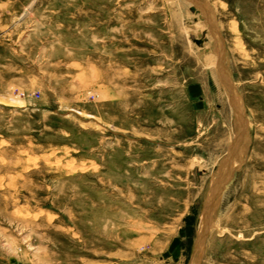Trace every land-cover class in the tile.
<instances>
[{
  "label": "rangeland",
  "instance_id": "1",
  "mask_svg": "<svg viewBox=\"0 0 264 264\" xmlns=\"http://www.w3.org/2000/svg\"><path fill=\"white\" fill-rule=\"evenodd\" d=\"M0 264H264V0H0Z\"/></svg>",
  "mask_w": 264,
  "mask_h": 264
},
{
  "label": "bare ground",
  "instance_id": "2",
  "mask_svg": "<svg viewBox=\"0 0 264 264\" xmlns=\"http://www.w3.org/2000/svg\"><path fill=\"white\" fill-rule=\"evenodd\" d=\"M193 1H197V0H193ZM205 19V17L203 18V20ZM211 24V23H210ZM231 32H232V34L233 35H236V29L234 28V27H232V29H231ZM214 36V35H213ZM234 42H235V47H236V50L237 51H239L241 48H240V46H239V44H238V39H237V37H234ZM221 52V51H220ZM240 52V51H239ZM217 58V57H216ZM217 64H215V66H216ZM227 88H229V85L227 84ZM233 89V88H232ZM229 90V89H228ZM234 95H236V93H235V91H234V89H233V91H232V96H234ZM233 103H234V107L236 108V110H237V112L240 114V116H241V119H242V111H243V107H242V104H239L238 105V103H236V100H235V98L233 99ZM240 117H239V119L237 120V122H238V126H239V128L241 129V131H242V129L244 128V124H243V119H242V124H241V122H240ZM245 121V120H244ZM217 192V191H216ZM212 198H210V200H211V202H213L214 201V197H215V195L213 196H211ZM209 210V209H208ZM205 222V221H204ZM203 225V224H202ZM202 232V231H201ZM203 238V236L201 235V237L199 238V240L200 239H202ZM198 245V244H197Z\"/></svg>",
  "mask_w": 264,
  "mask_h": 264
},
{
  "label": "water",
  "instance_id": "3",
  "mask_svg": "<svg viewBox=\"0 0 264 264\" xmlns=\"http://www.w3.org/2000/svg\"><path fill=\"white\" fill-rule=\"evenodd\" d=\"M232 91H233V89L230 88V92H231V94H232ZM236 115L238 116V118L240 117V119H241V116H240L239 113H237ZM209 208H211V203H210V205H209ZM207 229H208V224L205 225L204 232H203V237L205 236V234H206V232H207Z\"/></svg>",
  "mask_w": 264,
  "mask_h": 264
}]
</instances>
